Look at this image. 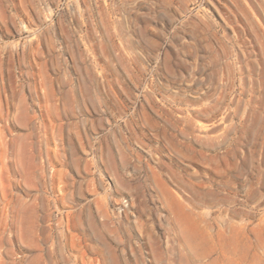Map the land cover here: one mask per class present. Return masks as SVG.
I'll return each instance as SVG.
<instances>
[{"label":"rangeland","instance_id":"1","mask_svg":"<svg viewBox=\"0 0 264 264\" xmlns=\"http://www.w3.org/2000/svg\"><path fill=\"white\" fill-rule=\"evenodd\" d=\"M213 260L264 264V0H0V264Z\"/></svg>","mask_w":264,"mask_h":264},{"label":"bare ground","instance_id":"2","mask_svg":"<svg viewBox=\"0 0 264 264\" xmlns=\"http://www.w3.org/2000/svg\"><path fill=\"white\" fill-rule=\"evenodd\" d=\"M184 220H185V224H186V227H185V232H186V234L189 236V235H191L192 234V230H191V227H190V225H188V222H189V216L188 215H182V214H179ZM222 262L224 261V260H221ZM211 264H217V261H215V260H213V262L211 263ZM226 264H233V263H231V261L230 262H227Z\"/></svg>","mask_w":264,"mask_h":264}]
</instances>
